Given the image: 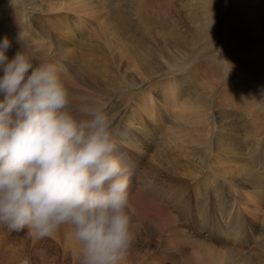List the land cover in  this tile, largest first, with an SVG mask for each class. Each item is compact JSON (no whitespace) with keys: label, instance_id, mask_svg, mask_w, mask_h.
Returning <instances> with one entry per match:
<instances>
[{"label":"bare ground","instance_id":"obj_1","mask_svg":"<svg viewBox=\"0 0 264 264\" xmlns=\"http://www.w3.org/2000/svg\"><path fill=\"white\" fill-rule=\"evenodd\" d=\"M145 3L0 0V38L20 33L36 61L60 66L73 104L112 113L131 226L145 238L122 264H264V4ZM60 232L78 264L76 242Z\"/></svg>","mask_w":264,"mask_h":264},{"label":"clouds","instance_id":"obj_2","mask_svg":"<svg viewBox=\"0 0 264 264\" xmlns=\"http://www.w3.org/2000/svg\"><path fill=\"white\" fill-rule=\"evenodd\" d=\"M10 46L0 38V227L37 238L67 229L79 264H122L135 239L131 174L110 114L103 103L73 104L57 63L22 43L9 60Z\"/></svg>","mask_w":264,"mask_h":264},{"label":"rangeland","instance_id":"obj_3","mask_svg":"<svg viewBox=\"0 0 264 264\" xmlns=\"http://www.w3.org/2000/svg\"><path fill=\"white\" fill-rule=\"evenodd\" d=\"M157 1L160 2V0H151V2H150V0H146L147 3L144 4V7H146V8L149 7L152 10H154L155 9L154 5H155V2H157ZM162 2H163V0H161V3ZM253 2L255 4L254 6H256L255 8H257V10H258V7L261 6V4H264V0H253ZM259 3H261V4H259ZM179 12H180L179 13L180 19H183L184 12L182 10H180ZM257 12H255V16H257V19H261V21L263 23L264 19L260 18L259 13H257ZM213 25H216L215 21L213 22ZM213 27H214V29H213V38H214L216 28H215V26H213ZM8 38L11 42V49L14 50V52H15L14 54H11V56H14L16 54V52L18 51V49L20 50L21 44L17 41V39H13L9 36H8ZM243 65H245V66L244 67L242 66L241 69L243 70V72L245 73L246 76H250L255 72V67L253 69L254 71H252L251 66L246 65V64H243ZM203 66H204V64L199 66L197 68V70H195V71H198L199 73L200 72L205 73V71H207L206 66H204V67ZM219 76H220V74L216 73V76L212 77L211 79L213 81L222 79V78H218ZM249 78H251V77H249ZM230 82L227 83L226 80H223L222 82L219 81L217 83V87H216L217 90L218 91L223 90L226 84H228L230 86ZM110 98H111L110 99L111 102L109 101V105H111L112 102H115V99H113L115 97L112 98L110 96ZM0 99H2V95H0ZM108 113H110V112H108ZM111 114L112 113H110V116H111ZM132 231L135 235V238H137V243L145 241L143 234L141 236H138L137 234H135L136 231H139V230H137L135 227H132ZM62 237H63V234L60 231H57L56 233H54L50 237L37 238L36 236L30 234L27 230H23L20 232H10L5 228L0 227V242H2V244L0 243V248H1L0 251L2 253H4V255L7 257L6 261H8V262H5V264H71L72 262H71V258L69 256L70 251H69V249H67L66 252L64 251V241H62ZM254 237H255V235H254ZM134 241H135V239H134ZM3 245H5V248L3 247ZM8 247H10V248H8ZM6 254H8V255H6ZM65 254H67V255H65ZM165 264H170V263H165Z\"/></svg>","mask_w":264,"mask_h":264}]
</instances>
